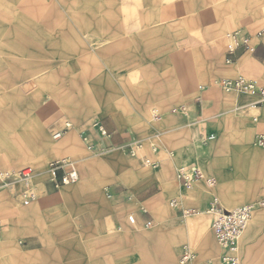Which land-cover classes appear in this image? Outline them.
I'll list each match as a JSON object with an SVG mask.
<instances>
[{
    "label": "crops",
    "instance_id": "crops-1",
    "mask_svg": "<svg viewBox=\"0 0 264 264\" xmlns=\"http://www.w3.org/2000/svg\"><path fill=\"white\" fill-rule=\"evenodd\" d=\"M38 1L58 2L60 9L39 3L34 12L45 20H38L33 28L16 29L18 34H33L32 42L25 40L23 47L33 60L21 61L15 79H40V96L48 91L50 110L71 118L72 128L50 146L48 156L79 164L77 184L82 175L84 183L66 189L64 200H51L55 189L46 182L30 206L21 203L18 188L0 192V230L5 241L0 247V264H145L147 256L157 264H176L183 229L176 228L174 239L164 227L154 233L137 232L128 221L129 211L138 209L141 220L147 218L156 225L157 217L169 225L179 221L182 209L206 210L214 199L222 200L227 210L246 202V195H234L233 188L226 187L236 180L248 185L244 193L255 182L264 185V148L257 145L254 135L264 127V102L255 106L257 97L235 92L219 95L214 88L198 85L215 74L264 84L245 75L251 66L252 74L264 78V35L242 33L253 41L254 54L240 48L228 67L206 72L196 64L214 63L216 41L222 34L215 22L223 10L226 17L231 16V0L220 9L218 0L198 1L196 6L194 0H79V14L63 0ZM202 8L209 11L199 16L213 19L214 24L204 31L205 43L194 45V61H190L181 52L185 49L183 19ZM50 12L54 13L46 14ZM71 57V62L63 63ZM186 65H195L189 74ZM28 83L20 84L23 91L28 90ZM23 103L25 99L14 106ZM185 104L189 105L187 112L170 113ZM239 109L241 113L234 114ZM154 110L161 119L153 118ZM95 120L102 121L110 138L99 140L92 129ZM34 126L33 133L38 135L42 129L37 123ZM85 130L107 147L144 141L146 156L159 162V167L161 163V168L144 170L139 157L132 159L120 150L103 153L95 162L86 161L85 145L79 141L80 131ZM202 132L203 141L198 137ZM155 142L159 149L152 154L149 143ZM190 165L198 166L205 178H214L216 185L210 188L201 181L191 190L183 188L175 171ZM43 176L37 177L39 182ZM108 181L120 187L109 188L114 195L105 199ZM181 195L186 196L182 204L169 209V200ZM206 195L207 203L193 206ZM256 210L238 246L242 264H264L259 253L264 250V210ZM195 249L196 258L185 264H221L223 250L212 228L204 231Z\"/></svg>",
    "mask_w": 264,
    "mask_h": 264
},
{
    "label": "rangeland",
    "instance_id": "rangeland-1",
    "mask_svg": "<svg viewBox=\"0 0 264 264\" xmlns=\"http://www.w3.org/2000/svg\"><path fill=\"white\" fill-rule=\"evenodd\" d=\"M68 8L76 10L74 11L75 14H79L80 9V1H70V0H63ZM198 1L203 3V0H194V5ZM228 0H218L217 1V9H220L221 6H224ZM39 3L45 4L48 8L56 9L59 7L56 3L53 4L49 3L48 1H41L38 0H0V167H6L5 169L11 170H19L25 168L27 166L33 167L38 172L45 171L48 165L53 162V159L49 158V148L52 144L56 143L57 141L52 139L53 134L56 130L63 127L66 123L71 122V118L64 117L61 113H57L55 111H51L49 105L50 98L48 95V91L45 90V95L40 96V90L42 89V83L40 79L30 76L29 78H22V79H15V70L19 69L21 66V61H29L32 62L33 57L32 55H27V50H24V41L32 42V33H16V29H23V28H33V25H38V20L43 19V16L38 17V11L34 12V8H39ZM60 9V8H57ZM207 8L195 9L194 12H191L190 16L185 15L183 22L185 27V32L182 35L185 41V49H181V52H184L186 56L190 57L188 60L194 61V56L192 53L196 50L194 46L196 43L201 42L202 45L205 43V34L209 27L214 24L213 19L210 22V19L207 18L202 19L199 15H202L203 12H208ZM219 12V11H218ZM54 12L46 13L52 14ZM37 15V16H36ZM45 15V14H44ZM35 16V17H34ZM73 19H78L72 17ZM37 20V21H36ZM193 20V21H192ZM217 28L222 34L218 37L216 41V57H214V63L207 65V64H196V68L203 69L206 72L220 70L223 67H228L227 63L224 61V50L227 45V35L234 31H238L241 33H247L252 36H256V34L264 29V0H231V16H225V11L218 13L217 16ZM193 30V31H192ZM18 35H21L18 38ZM23 36H29V38L24 39ZM181 36V37H182ZM19 44V45H18ZM252 47L253 41L251 40ZM250 55L254 54L253 52H249ZM202 56V54H201ZM79 59V55L75 56ZM74 57H71L68 61L64 62H71ZM198 61L202 59L197 58ZM47 61V60H46ZM231 66V65H230ZM22 67V66H21ZM195 67V65H193ZM192 66H187L188 72L187 74L192 72ZM31 68V67H30ZM22 70V69H21ZM212 74L209 75V77ZM239 75V74H237ZM248 78H258L264 82V78L262 79L259 76H255L252 74V67L248 66L247 74H245ZM38 77V76H36ZM211 80L203 81L200 80L198 85L202 86L203 88H214L217 90L219 95L227 94L221 89L219 82L222 78H227L226 76H220L219 74H215L214 77L211 76ZM28 83V90L23 91L22 83ZM38 84V88L35 89L34 87ZM22 90H20V88ZM40 96V97H39ZM196 96H194V99ZM25 103L21 107H16L18 101ZM53 104L55 101L53 99ZM191 101L190 104H192ZM206 107V102L203 104ZM183 107V110L180 108ZM176 113H173V109L171 110V114H179L183 111L187 112L189 110V105L185 104L184 106H176L174 108ZM181 112H180V111ZM242 109H239L234 114L241 113ZM156 111L154 110V113ZM233 113V112H232ZM255 115L252 116V121H254ZM204 122V121H202ZM35 123L40 126L42 131L36 135L34 134ZM203 126V125H202ZM84 130V129H82ZM264 134V127L260 126L259 129L255 132V136ZM67 135V134H66ZM205 134L202 132L201 135L198 137L202 140ZM60 141V140H59ZM79 141L84 146L82 139H81V131L79 133ZM203 141V140H202ZM140 148L136 149V155L133 156L130 154L128 149L125 147L116 148V151H121L130 158H140L142 168L144 170L148 169L145 165V161L149 159V156H146V144L144 141H140ZM150 144V151L154 154V148L159 149L158 143H149ZM102 149V145L99 147ZM99 149V150H101ZM86 161H96L98 160L103 154L94 156L91 151H89L86 147ZM114 151V150H113ZM169 156H171V152H169ZM66 160V159H60ZM58 161V160H57ZM154 161V160H153ZM78 168L80 170L79 164ZM161 168V163L160 167ZM177 169L175 171V177L177 175ZM48 178V177H47ZM84 183V177L82 175L81 181L77 185H82ZM46 183V176L42 177V181L39 182L38 178L35 179V185L37 189L44 186ZM74 185V186H77ZM119 183L115 181H108L104 185L103 195L105 199H108L106 191L108 188L120 187L118 186ZM248 185L245 184V181L236 180L233 184H228L226 187L233 188V194L235 195H246L247 201L235 204L232 206L231 210H235L242 206H245L251 202H258L261 199H264V185H261L257 182L253 185V187L249 190V192H245V188ZM73 187L68 186L61 188L60 191L53 190L54 195L51 196V200H64L65 195L64 192L66 189ZM39 191V190H38ZM39 194V192H38ZM13 200L16 201L15 198L11 196ZM172 199L169 200V209H172L170 206V202ZM202 202H197L193 206H201L208 202V195L204 196ZM129 201V200H127ZM132 200L131 202H133ZM222 201V200H221ZM219 201L220 205L223 207V201ZM212 202V200H211ZM264 210V207L257 209L256 211ZM138 209L132 208L129 211V214L135 213L137 216L138 224L134 226L137 232H146V233H154L155 231L162 230L163 227L165 230L169 231L170 238L174 239L177 237L176 228L181 227L184 231V240L180 243L179 246V255L176 256V264L179 263V259L181 256L182 247L185 244H189L196 252V246L199 244L200 239L205 230H209L211 228L212 223V216L203 214L199 216H190L188 218H183L182 212H179V221L173 222V224H165L162 223L159 218H154L156 225L152 228L148 229L144 227V222L147 220L146 214L144 215L145 219L141 220L139 218ZM146 211L144 208L142 210ZM161 239V237H157ZM156 239V238H155ZM5 243L4 239L0 241V247L3 246ZM19 244L20 242L17 241ZM173 244V243H170ZM22 245V244H21ZM26 245V242L25 244ZM259 253L261 254L260 257L264 261V250H260ZM145 264H157V262L152 261L149 256L145 257Z\"/></svg>",
    "mask_w": 264,
    "mask_h": 264
},
{
    "label": "built area",
    "instance_id": "built-area-1",
    "mask_svg": "<svg viewBox=\"0 0 264 264\" xmlns=\"http://www.w3.org/2000/svg\"><path fill=\"white\" fill-rule=\"evenodd\" d=\"M264 35V29L257 33L258 37ZM245 49L249 52H255L256 48L252 47L251 38L243 35L241 32L234 31L227 35V45H226V63L231 64L233 61V56L240 49ZM221 89L225 93H240L249 96H254L259 99L255 106L264 102V84L260 83L258 80H251L245 77H238L233 79H222L219 82ZM202 89V87H200ZM200 104V98L197 99ZM153 118L155 120L161 119V115L158 112L153 113ZM72 128L71 123H66L63 130L57 131L53 134V139L55 141L61 140L66 132ZM92 129L99 137V140H105L111 137L110 132L106 126L100 120H95L92 123ZM82 141L85 147L93 153L94 156L101 155L103 153L116 150L117 147H107L102 146L101 141L96 142L85 130L81 134ZM140 141L133 142L128 146H120L128 149L130 154L136 155V149L140 148ZM258 144L264 148V134L257 136ZM117 148V149H118ZM101 149V150H99ZM158 148H154V152ZM145 165L151 167L152 169L159 168V162L147 159ZM46 175V182L53 186L56 191L61 188L69 186L71 184L77 183L79 181V170L77 164L71 160H59L51 162L47 169L43 172H38L33 167L27 166L19 170H0V192L7 190H16L18 188L20 201L24 206H30L38 200L39 194L37 187L35 185V179L40 175ZM177 178L180 185L186 190L193 189L197 183L205 181L208 187L212 188L216 185V180L214 178H205L200 168L196 165H190L185 168L177 170ZM107 197L112 198L113 192L108 188L106 191ZM186 199L185 195H181L177 199H173L170 203L172 208H178L182 202ZM264 207V199L258 202H254L235 210L224 209L218 200L214 199L210 202L206 210H200L197 208H186L182 209L183 218H188L190 216H199L202 214H207L212 216L211 228L221 246L223 253L221 255V264H242V260L239 256V250L237 246V241L244 232L248 221L252 217V213L256 209ZM128 221L133 226L137 225V218L134 214L128 216ZM154 222L148 220L145 222V228H152ZM2 239L0 230V241ZM196 253L189 246L185 245L182 249L179 262L181 264L186 262H191L196 258Z\"/></svg>",
    "mask_w": 264,
    "mask_h": 264
},
{
    "label": "bare ground",
    "instance_id": "bare-ground-1",
    "mask_svg": "<svg viewBox=\"0 0 264 264\" xmlns=\"http://www.w3.org/2000/svg\"><path fill=\"white\" fill-rule=\"evenodd\" d=\"M257 145L259 146V147H261L259 144H258V142H257ZM262 148V147H261ZM146 167H148V166H146ZM148 168H151V167H148ZM179 170V169H178ZM201 170V169H200ZM202 172V171H201ZM203 173V172H202ZM176 180L179 182V180H178V178H177V175H176ZM78 183V182H77ZM77 183H74V184H71V185H69V186H72V185H75V184H77ZM225 209V208H224ZM227 210V209H226ZM255 211V210H254ZM254 211H253V213H254ZM253 213H252V217H251V219L248 221V223H247V226H246V228H245V230H244V232L242 233V235L240 236V238L238 239V241H237V246H239V243H240V241H241V239H242V237L244 236V233H245V231H246V229H247V227H248V225H249V223L251 222V220H252V218H253ZM215 235V234H214ZM215 238H216V236H215ZM216 240H217V238H216ZM217 243H218V240H217ZM219 244V243H218ZM186 263H188V262H186ZM183 264H185V263H183Z\"/></svg>",
    "mask_w": 264,
    "mask_h": 264
}]
</instances>
